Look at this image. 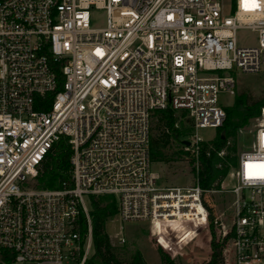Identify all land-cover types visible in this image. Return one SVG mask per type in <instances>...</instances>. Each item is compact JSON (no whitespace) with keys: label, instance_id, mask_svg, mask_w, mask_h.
<instances>
[{"label":"built area","instance_id":"2783aa9c","mask_svg":"<svg viewBox=\"0 0 264 264\" xmlns=\"http://www.w3.org/2000/svg\"><path fill=\"white\" fill-rule=\"evenodd\" d=\"M241 29L258 44L240 46ZM235 71L264 73V0H0V264H85L86 198L99 196L115 199L121 223H149L158 242L157 225L190 219L209 245L215 226L223 264H264V106L220 190L163 187L152 168L154 114H187L192 142L180 143L196 163L198 131L226 120L219 94L235 95ZM63 137L70 180L36 188ZM214 192L232 200L211 221Z\"/></svg>","mask_w":264,"mask_h":264},{"label":"trees","instance_id":"16d2710c","mask_svg":"<svg viewBox=\"0 0 264 264\" xmlns=\"http://www.w3.org/2000/svg\"><path fill=\"white\" fill-rule=\"evenodd\" d=\"M264 106V100L245 102L239 98L235 105L226 110V120L222 127L217 129L214 139L202 141L197 145V162H192V174L198 184L205 191H218L230 169L237 165L238 151L236 139L241 130L246 128L250 122L259 114ZM187 114L182 113L185 118ZM179 118L172 109L157 111L152 120L151 129V159L153 163H165L169 161L166 149L169 146L172 136L179 138L193 128H185L183 123L176 127ZM154 124V126H153ZM232 141V142H231ZM232 143V144H231ZM223 153V154H222ZM72 155L69 139L63 137L56 143L41 164L35 187L38 189H59L63 182L71 178L70 158ZM206 207L210 211L211 221L214 218L215 208L204 199ZM92 209L90 212L93 240V254L85 264H146L140 252L132 254L128 259H121L116 248L112 245L110 236L106 231L109 221L117 215V204L111 196L92 197ZM87 222L83 219L80 233L85 236ZM211 234V255L209 262L205 264H223V245L218 242V232L212 224ZM160 248L161 264H175L166 249L173 253L168 240L156 235ZM163 244V245H162Z\"/></svg>","mask_w":264,"mask_h":264},{"label":"rangeland","instance_id":"374dc122","mask_svg":"<svg viewBox=\"0 0 264 264\" xmlns=\"http://www.w3.org/2000/svg\"><path fill=\"white\" fill-rule=\"evenodd\" d=\"M93 22L96 25H102L104 22V13L94 12ZM237 41L240 46H255L258 44V33L250 29H241L237 32ZM232 75L236 83L235 95H231L227 92L220 93L219 103L221 106L225 109H230L235 105L237 98L245 102L264 100V73L245 74L235 71ZM182 113L183 112H176L179 118L178 124L180 125L183 123L185 128H192L191 120L187 117H181ZM253 126L254 121L252 120L246 128L239 132L236 139L237 151L243 150L250 145V131ZM192 132L193 129L185 134V138L181 137V139L173 136L172 138H175V141L170 140L169 146L165 150L169 161L165 163H153V171L160 175V180L158 182L160 186H192L196 183L192 174V162H194L192 147L190 150L186 151V147L180 143L182 138L192 142ZM198 134L204 141H209L215 138L217 130L202 129L198 131ZM227 182L229 183V179ZM207 199L209 203L214 205L217 214L220 215L227 212L232 200L231 196L225 192L211 193L208 195ZM86 204L89 209H92V205L88 198H86ZM121 226L124 227L123 234L126 237V243L124 245H120L117 239L121 231ZM106 231L121 259H128L132 254L140 252L146 264H161L159 244L152 238L154 234L151 231L149 223L128 222L123 224L116 216L108 222ZM157 235L168 240L175 254V264H196L206 262L210 259V238L208 235L203 236L202 232L195 228L191 222L183 223L181 228L164 227Z\"/></svg>","mask_w":264,"mask_h":264},{"label":"bare ground","instance_id":"6f19581e","mask_svg":"<svg viewBox=\"0 0 264 264\" xmlns=\"http://www.w3.org/2000/svg\"><path fill=\"white\" fill-rule=\"evenodd\" d=\"M185 222H191L192 224H194L192 222V220L190 219H184V220H180L178 222H174L172 223L170 226L169 225H165V227H176V228H181V226L183 225V223ZM164 228H161L160 225H157V230H155L157 233H160Z\"/></svg>","mask_w":264,"mask_h":264},{"label":"water","instance_id":"95a60500","mask_svg":"<svg viewBox=\"0 0 264 264\" xmlns=\"http://www.w3.org/2000/svg\"><path fill=\"white\" fill-rule=\"evenodd\" d=\"M187 144H189V142H187Z\"/></svg>","mask_w":264,"mask_h":264},{"label":"snow or ice","instance_id":"6c2138e0","mask_svg":"<svg viewBox=\"0 0 264 264\" xmlns=\"http://www.w3.org/2000/svg\"><path fill=\"white\" fill-rule=\"evenodd\" d=\"M261 167H264V166H261Z\"/></svg>","mask_w":264,"mask_h":264}]
</instances>
